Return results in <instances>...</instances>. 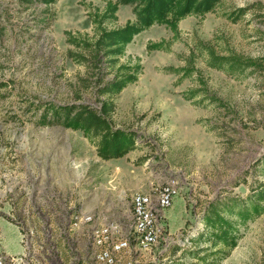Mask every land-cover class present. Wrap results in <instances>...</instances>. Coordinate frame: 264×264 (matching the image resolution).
Here are the masks:
<instances>
[{
  "label": "rangeland",
  "instance_id": "374dc122",
  "mask_svg": "<svg viewBox=\"0 0 264 264\" xmlns=\"http://www.w3.org/2000/svg\"><path fill=\"white\" fill-rule=\"evenodd\" d=\"M104 1L44 6L0 0V250L19 251L17 229L6 216L8 191L32 184L79 196L128 231L129 249L114 264L194 261L183 240L202 227L208 203L243 199L264 185V0H221L202 16L180 19L176 32L152 24L133 36L117 61L140 69L134 82L113 95L109 120L135 132L136 141L110 160L98 158L94 141L80 131L36 123L48 102L98 108L103 96L97 80L110 73L90 74L67 57L72 46L64 32L90 39L99 27L133 20V4H120L115 19L98 23L95 10ZM238 8L243 12L233 21L229 16ZM149 42H160L162 49L147 50ZM207 48L249 66L233 72L208 67ZM168 177L177 179V192L159 215L155 243L139 251L130 229V195L151 193ZM237 228L235 246L217 264H264V211Z\"/></svg>",
  "mask_w": 264,
  "mask_h": 264
},
{
  "label": "trees",
  "instance_id": "16d2710c",
  "mask_svg": "<svg viewBox=\"0 0 264 264\" xmlns=\"http://www.w3.org/2000/svg\"><path fill=\"white\" fill-rule=\"evenodd\" d=\"M44 6L54 0H33ZM221 0H105L102 9L95 10L98 23L115 19V11L120 4H133L132 21H126L115 28L99 27L95 35L88 38L75 37L64 32L66 43L72 48L66 50V56L81 64L90 74L108 70L110 77L97 80L99 106L91 107L85 103L55 104L48 102L41 106L36 116L38 125L57 124L63 128L78 130L89 140L94 141L95 154L101 160L120 158L134 148L135 132L111 125L109 117L114 109L113 95L117 94L127 84L137 78L140 66L118 63L124 47L133 36L152 24L164 25L170 31L176 32L177 22L187 15L202 16L210 12ZM97 12V13H96ZM243 12L238 8L229 18L236 20ZM97 14V15H96ZM231 14V13H230ZM228 16V15H227ZM264 22V21H263ZM147 50L162 49L160 42H149ZM205 64L216 69L227 71H242L249 63L234 55H218L207 48ZM179 69H175L178 71ZM188 71L186 70L185 74ZM194 96V91L188 98ZM264 159V158H263ZM264 200V185L251 189L243 199L232 197L215 198L210 201L202 212L201 228L191 232L183 240L192 249L188 253L194 261H170L163 264H217L235 246L238 237L239 224H244L250 217L264 211L261 202ZM230 216H235L232 219ZM202 243V245H200ZM174 248H180L175 245Z\"/></svg>",
  "mask_w": 264,
  "mask_h": 264
},
{
  "label": "built area",
  "instance_id": "2783aa9c",
  "mask_svg": "<svg viewBox=\"0 0 264 264\" xmlns=\"http://www.w3.org/2000/svg\"><path fill=\"white\" fill-rule=\"evenodd\" d=\"M177 189V179L168 177L151 193L130 195V229L137 250L155 243L159 215ZM8 192L6 216L17 229L19 251L0 250V264H114L129 249V232L87 208L79 196L58 195L32 184H18L17 190Z\"/></svg>",
  "mask_w": 264,
  "mask_h": 264
},
{
  "label": "crops",
  "instance_id": "0c3cea01",
  "mask_svg": "<svg viewBox=\"0 0 264 264\" xmlns=\"http://www.w3.org/2000/svg\"><path fill=\"white\" fill-rule=\"evenodd\" d=\"M17 253V252H16Z\"/></svg>",
  "mask_w": 264,
  "mask_h": 264
}]
</instances>
